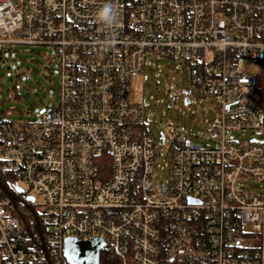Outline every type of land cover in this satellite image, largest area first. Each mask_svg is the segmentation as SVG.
<instances>
[{
  "label": "built area",
  "instance_id": "built-area-1",
  "mask_svg": "<svg viewBox=\"0 0 264 264\" xmlns=\"http://www.w3.org/2000/svg\"><path fill=\"white\" fill-rule=\"evenodd\" d=\"M14 44L51 48L59 99L0 122L6 187L34 197L41 231L31 246L0 189V264H68V236L116 264H264V194L244 186L264 182V0H0V51ZM157 58L215 100L204 142L171 137L166 178V135L129 92Z\"/></svg>",
  "mask_w": 264,
  "mask_h": 264
},
{
  "label": "rangeland",
  "instance_id": "rangeland-1",
  "mask_svg": "<svg viewBox=\"0 0 264 264\" xmlns=\"http://www.w3.org/2000/svg\"><path fill=\"white\" fill-rule=\"evenodd\" d=\"M51 52L49 46L24 44L7 46L0 51V122H30L38 119L48 105L58 103L60 75ZM144 74L145 79L135 76L130 80V98L144 109L146 131L158 139L160 132L166 135L164 144L169 149L160 158V165L166 162V169L158 173L159 178L161 175L166 178L171 137L176 133L190 134L195 142H204L195 135L200 136L208 129L215 114V100L206 98L191 83V71L179 59H153ZM183 89L191 92L188 104L180 93ZM246 134L239 133V136L244 141L252 138ZM244 186L250 193L264 194L263 181L247 179ZM39 201L40 196L36 195V203Z\"/></svg>",
  "mask_w": 264,
  "mask_h": 264
},
{
  "label": "water",
  "instance_id": "water-1",
  "mask_svg": "<svg viewBox=\"0 0 264 264\" xmlns=\"http://www.w3.org/2000/svg\"><path fill=\"white\" fill-rule=\"evenodd\" d=\"M189 93V90H185V104L188 103V97L186 96ZM176 99V96L173 97ZM171 104L168 105L170 107ZM0 189L7 194L10 199L15 202L16 197H14L13 193L0 181ZM13 189L16 192H22V188L18 185H14ZM33 196H26L27 200H33ZM30 211L33 209L28 206ZM37 232L39 234L41 240V231L38 223H36ZM104 245V241L97 237H91L88 239H77L74 237H66L63 241V257L68 264H100V251ZM41 248L45 251V247L42 244ZM45 256L47 257L46 253Z\"/></svg>",
  "mask_w": 264,
  "mask_h": 264
},
{
  "label": "trees",
  "instance_id": "trees-1",
  "mask_svg": "<svg viewBox=\"0 0 264 264\" xmlns=\"http://www.w3.org/2000/svg\"><path fill=\"white\" fill-rule=\"evenodd\" d=\"M0 181L5 185L9 186L12 182L11 179L7 176L5 171H3L0 167ZM1 193V190H0ZM17 211L19 220L21 222L25 237L28 241V243L33 246L34 241L37 240V228H36V213H31L27 209H25L23 206H20L17 204ZM100 264H116L115 262H111L108 260L106 254L103 250L100 251Z\"/></svg>",
  "mask_w": 264,
  "mask_h": 264
},
{
  "label": "flooded vegetation",
  "instance_id": "flooded-vegetation-1",
  "mask_svg": "<svg viewBox=\"0 0 264 264\" xmlns=\"http://www.w3.org/2000/svg\"><path fill=\"white\" fill-rule=\"evenodd\" d=\"M9 189L12 191L14 197H16L17 199H19L17 202L20 206H23L25 209H27L28 211H30L29 209V202L28 200L25 198V192L22 188V192H16L15 190L11 189V187H9ZM31 213H33L34 211H30Z\"/></svg>",
  "mask_w": 264,
  "mask_h": 264
},
{
  "label": "clouds",
  "instance_id": "clouds-1",
  "mask_svg": "<svg viewBox=\"0 0 264 264\" xmlns=\"http://www.w3.org/2000/svg\"><path fill=\"white\" fill-rule=\"evenodd\" d=\"M108 14H109V9H108V8H105V9L103 10V15H104V17L107 18Z\"/></svg>",
  "mask_w": 264,
  "mask_h": 264
}]
</instances>
